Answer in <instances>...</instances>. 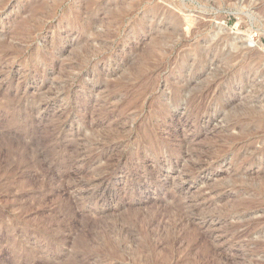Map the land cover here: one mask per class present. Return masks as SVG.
Returning a JSON list of instances; mask_svg holds the SVG:
<instances>
[{
  "label": "rangeland",
  "instance_id": "374dc122",
  "mask_svg": "<svg viewBox=\"0 0 264 264\" xmlns=\"http://www.w3.org/2000/svg\"><path fill=\"white\" fill-rule=\"evenodd\" d=\"M0 264H264V0H0Z\"/></svg>",
  "mask_w": 264,
  "mask_h": 264
},
{
  "label": "bare ground",
  "instance_id": "6f19581e",
  "mask_svg": "<svg viewBox=\"0 0 264 264\" xmlns=\"http://www.w3.org/2000/svg\"><path fill=\"white\" fill-rule=\"evenodd\" d=\"M174 20V19H173ZM175 21V20H174ZM187 22H189V23H191V21H187ZM188 24V23H187ZM190 24H188V29H189V26ZM194 26V25H193ZM30 28V27H29ZM172 29V28H171ZM171 29H170V33H175V31H171ZM173 30V29H172ZM175 30V29H174ZM145 53V52H144ZM206 53V52H205ZM241 55H242V52H241V54L239 53V55L238 54H236V56L234 55V58L236 59V58H239V57H241ZM250 55L252 56L253 54L252 53H250ZM246 57V56H245ZM247 57L249 58L250 56H249V54L247 55ZM231 58V57H230ZM78 59V58H77ZM234 59V60H235ZM228 60V59H227ZM230 60V59H229ZM231 60H232V58H231ZM236 60H238V59H236ZM149 94V93H148ZM171 207V206H170ZM176 207V206H175ZM182 214V213H181ZM167 249V248H166Z\"/></svg>",
  "mask_w": 264,
  "mask_h": 264
}]
</instances>
